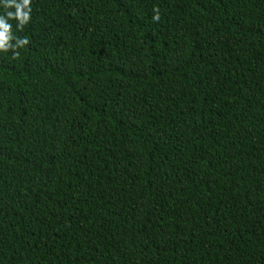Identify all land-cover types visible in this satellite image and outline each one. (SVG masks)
<instances>
[{
  "label": "trees",
  "instance_id": "trees-1",
  "mask_svg": "<svg viewBox=\"0 0 264 264\" xmlns=\"http://www.w3.org/2000/svg\"><path fill=\"white\" fill-rule=\"evenodd\" d=\"M31 9L0 52V264H264V0Z\"/></svg>",
  "mask_w": 264,
  "mask_h": 264
},
{
  "label": "clouds",
  "instance_id": "clouds-1",
  "mask_svg": "<svg viewBox=\"0 0 264 264\" xmlns=\"http://www.w3.org/2000/svg\"><path fill=\"white\" fill-rule=\"evenodd\" d=\"M0 6L4 9V14L0 15V52L13 49V56H17V48H23L28 43V38L16 37L12 32V25L9 20L15 19L16 28L22 30L31 16V0H0ZM14 9V10H10ZM158 13L153 15V19H158ZM12 41H15L12 43Z\"/></svg>",
  "mask_w": 264,
  "mask_h": 264
}]
</instances>
